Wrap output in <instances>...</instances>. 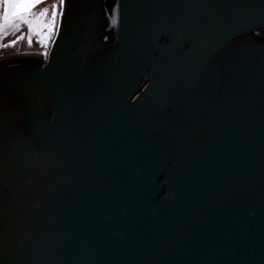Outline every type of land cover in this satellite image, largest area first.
<instances>
[{
    "label": "water",
    "instance_id": "water-1",
    "mask_svg": "<svg viewBox=\"0 0 264 264\" xmlns=\"http://www.w3.org/2000/svg\"><path fill=\"white\" fill-rule=\"evenodd\" d=\"M263 50L264 0H64L0 58V264H264Z\"/></svg>",
    "mask_w": 264,
    "mask_h": 264
},
{
    "label": "rangeland",
    "instance_id": "rangeland-1",
    "mask_svg": "<svg viewBox=\"0 0 264 264\" xmlns=\"http://www.w3.org/2000/svg\"><path fill=\"white\" fill-rule=\"evenodd\" d=\"M61 8L60 0H42V3L33 8L30 13H26L23 19L9 22L10 24L8 23L2 31L3 35L12 34L21 39L19 44L11 43L10 47L16 48L8 49L9 52L6 55L29 52V55H42L43 61H47L57 33ZM2 11L3 4L0 0V12ZM41 13L45 14L41 15Z\"/></svg>",
    "mask_w": 264,
    "mask_h": 264
},
{
    "label": "flooded vegetation",
    "instance_id": "flooded-vegetation-1",
    "mask_svg": "<svg viewBox=\"0 0 264 264\" xmlns=\"http://www.w3.org/2000/svg\"><path fill=\"white\" fill-rule=\"evenodd\" d=\"M10 24V23H9ZM7 37H10V38H7ZM20 39L21 38H17V36H13L12 34H9V35H3V32H0V47L3 45V48H4V46L8 43V44H10L11 45V43H15V44H19L20 43ZM187 48H188V46H187ZM236 49H238L237 50V55H238V57L240 56V54H241V51L239 50V49H241V48H237L236 47ZM264 51V50H263ZM263 51H261V54L260 55H263V57H261V59H264V52ZM250 52H251V56L252 57H258L257 55H259V54H257V53H255V51H253V49L251 48L250 49ZM25 55H29L30 53L29 52H25L24 53ZM219 54V53H218ZM218 54H216V56L218 55ZM216 56L214 57V59L212 60V64H213V66L214 65H216L215 64V61L216 60H218L219 61V59H217L216 58ZM223 60L224 61H226L227 60V57H226V54H223ZM236 57V56H235ZM237 58V57H236ZM231 60V59H230ZM218 64H220L219 62H218ZM238 64V63H237ZM220 68V71H218L217 73L216 72H213V73H211V72H207V69H208V67L206 68V70H205V73L203 74V78H204V76H205V74L206 73H208V77H213L214 78V80H216V79H219V80H221L220 81V83H219V85L217 84V82L218 81H214L215 83H214V85L213 86H219V89H220V93H219V95L218 96H211V98H210V101L211 102H213L214 104H219V103H224L225 102V94H226V88H228V86H229V84H228V82L226 81L227 79V74H226V67L221 71V66L219 67ZM229 76V75H228ZM230 80V79H229ZM237 81H238V83L236 84L237 85V87H238V91H236V94H237V97H238V99H239V101H241V103H242V97H243V93L244 92H247V93H250V92H248L247 90H244V84H242V82H241V76H238L237 77ZM254 88L255 89H253V91H252V88H251V99H255L254 97L255 96H257V95H254V94H256L257 93V91H258V86L257 85H255L254 86ZM221 97H224V98H221ZM242 105V104H241Z\"/></svg>",
    "mask_w": 264,
    "mask_h": 264
},
{
    "label": "snow or ice",
    "instance_id": "snow-or-ice-1",
    "mask_svg": "<svg viewBox=\"0 0 264 264\" xmlns=\"http://www.w3.org/2000/svg\"><path fill=\"white\" fill-rule=\"evenodd\" d=\"M40 3L42 0H2L3 11L0 12V32L9 22L23 19L26 13H30ZM60 3L63 4L64 0H60ZM44 14L41 13V15Z\"/></svg>",
    "mask_w": 264,
    "mask_h": 264
},
{
    "label": "bare ground",
    "instance_id": "bare-ground-1",
    "mask_svg": "<svg viewBox=\"0 0 264 264\" xmlns=\"http://www.w3.org/2000/svg\"><path fill=\"white\" fill-rule=\"evenodd\" d=\"M11 45H6V46H4V48H3V45L0 47V58H2V57H11V56H14V55H17V56H20V55H25L24 53H22V54H20V53H18V54H15V53H11V54H9V55H6L8 52H9V50L8 49H14V48H16V47H10Z\"/></svg>",
    "mask_w": 264,
    "mask_h": 264
}]
</instances>
